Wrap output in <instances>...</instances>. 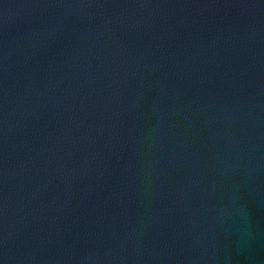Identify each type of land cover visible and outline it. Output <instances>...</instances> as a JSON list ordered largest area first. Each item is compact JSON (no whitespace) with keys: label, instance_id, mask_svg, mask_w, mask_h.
Here are the masks:
<instances>
[{"label":"water","instance_id":"water-1","mask_svg":"<svg viewBox=\"0 0 264 264\" xmlns=\"http://www.w3.org/2000/svg\"><path fill=\"white\" fill-rule=\"evenodd\" d=\"M0 264H264V0H0Z\"/></svg>","mask_w":264,"mask_h":264}]
</instances>
